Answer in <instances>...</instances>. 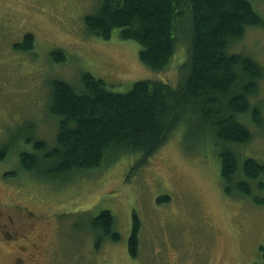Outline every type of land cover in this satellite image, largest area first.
<instances>
[{"label": "rangeland", "instance_id": "1", "mask_svg": "<svg viewBox=\"0 0 264 264\" xmlns=\"http://www.w3.org/2000/svg\"><path fill=\"white\" fill-rule=\"evenodd\" d=\"M250 1L264 18V0ZM99 3L0 0V149L7 146L0 159V264L18 257L17 264H264V177L250 183V195L227 193L219 174L224 144L209 129L199 134L195 124H178L142 163L140 153L122 152L64 176L49 170V161L21 170L20 149L33 151L36 140L54 144L53 79L79 89L82 73L89 72L119 92L135 80L177 82L185 41L162 70L149 68L135 40L118 32L104 40L87 30L84 16ZM25 32L33 33L34 45L14 48ZM52 49L65 58L53 59ZM230 50L251 56L261 75L248 97L249 112L237 116L250 138L227 148L240 162L255 157L264 163V26H248ZM103 208L114 215L119 240L92 227V213ZM132 213L141 225L137 257L126 247Z\"/></svg>", "mask_w": 264, "mask_h": 264}, {"label": "trees", "instance_id": "2", "mask_svg": "<svg viewBox=\"0 0 264 264\" xmlns=\"http://www.w3.org/2000/svg\"><path fill=\"white\" fill-rule=\"evenodd\" d=\"M97 8L84 16L87 30L104 40L114 32L135 40L139 59L154 70L167 66L177 43L185 41L177 82L135 80L130 89L119 92L89 72L82 73L79 89L66 80L53 79L48 109L58 119L54 144L47 148L36 140L33 151L20 149L21 170L34 171L41 161H49V170L64 176L99 167L122 152L140 153L142 163L178 124L191 123L199 134L211 130L224 144L218 156L225 191L250 195V183L264 177V163L255 157L240 162L227 147L250 138L249 129L237 116L249 112L248 97L257 90L261 75V67L251 56L230 50L248 26H264L252 2L100 0ZM33 43V33L25 32L14 48L30 50ZM50 54L55 60L65 58L60 49ZM252 110L251 117L256 119L257 110ZM6 149V145L0 149V159ZM7 174L11 177L16 171ZM132 214L126 247L130 256L137 257L141 225L138 214ZM113 222L114 215L106 208L91 215L92 227L115 241L121 237Z\"/></svg>", "mask_w": 264, "mask_h": 264}, {"label": "flooded vegetation", "instance_id": "3", "mask_svg": "<svg viewBox=\"0 0 264 264\" xmlns=\"http://www.w3.org/2000/svg\"><path fill=\"white\" fill-rule=\"evenodd\" d=\"M1 230H2V229H0V231H1ZM16 259H17V258H16ZM16 259H14L15 264H17L16 261H15ZM19 261H21V259L18 257L17 262H19ZM21 262H22V261H21Z\"/></svg>", "mask_w": 264, "mask_h": 264}]
</instances>
